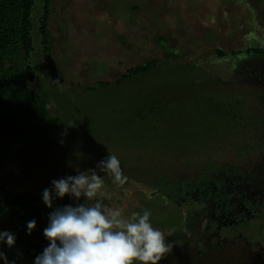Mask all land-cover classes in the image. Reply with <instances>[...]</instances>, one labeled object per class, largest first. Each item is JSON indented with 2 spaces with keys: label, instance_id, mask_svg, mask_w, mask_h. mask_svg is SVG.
<instances>
[{
  "label": "rangeland",
  "instance_id": "1",
  "mask_svg": "<svg viewBox=\"0 0 264 264\" xmlns=\"http://www.w3.org/2000/svg\"><path fill=\"white\" fill-rule=\"evenodd\" d=\"M263 5L51 0L53 63L45 65L38 47L32 56L39 77L34 87L51 111L25 124L39 138L0 139V176L7 188L41 195L53 179L95 169L114 154L125 179L116 184L98 172L102 199L126 218L151 212L152 226L173 246L158 264H189L198 250L217 262L205 204L192 198L177 204L155 193L168 190L169 182L190 184L226 169L264 170ZM252 46L262 52L245 51ZM151 60H157L153 69L117 82ZM100 81L111 84L95 85ZM238 225L235 231L249 241H264V211ZM47 244L43 236V248ZM3 250L17 264H33L18 247Z\"/></svg>",
  "mask_w": 264,
  "mask_h": 264
},
{
  "label": "clouds",
  "instance_id": "2",
  "mask_svg": "<svg viewBox=\"0 0 264 264\" xmlns=\"http://www.w3.org/2000/svg\"><path fill=\"white\" fill-rule=\"evenodd\" d=\"M66 134L67 130L61 133ZM98 172L116 184L125 179L119 158L109 153L95 169L53 179L42 191L43 204L52 209L43 230L48 244L33 264H158L171 252L173 246L166 242L165 234L152 226L149 210L133 212L126 218L121 210L105 205L104 180ZM66 195L73 203L53 206ZM35 226V219L28 221L27 233ZM15 241L13 232L0 231V245L10 250ZM0 264H17V260H10L0 249Z\"/></svg>",
  "mask_w": 264,
  "mask_h": 264
},
{
  "label": "trees",
  "instance_id": "3",
  "mask_svg": "<svg viewBox=\"0 0 264 264\" xmlns=\"http://www.w3.org/2000/svg\"><path fill=\"white\" fill-rule=\"evenodd\" d=\"M50 1L0 0V139L5 136L39 138L40 132L28 130L25 124L37 115L47 117L50 114L52 105L34 87L39 77L32 60L38 47L45 65L53 63V38L48 27ZM245 51L260 53L262 49L247 47ZM156 63L157 60H151L132 67L117 82L149 71ZM110 84L100 81L95 85L106 87ZM141 119L144 117L141 116ZM10 177L16 179L20 175L11 174ZM5 182V177L0 176V231L13 232L16 236L14 247L22 250L25 261L32 262L43 251V230L52 209L43 204L41 195L25 191L13 193ZM71 203L73 201L61 204L58 199L53 206L62 207ZM32 219L36 220V226L28 234L27 222ZM0 249L7 248L0 245ZM12 253L18 256L17 252Z\"/></svg>",
  "mask_w": 264,
  "mask_h": 264
},
{
  "label": "flooded vegetation",
  "instance_id": "4",
  "mask_svg": "<svg viewBox=\"0 0 264 264\" xmlns=\"http://www.w3.org/2000/svg\"><path fill=\"white\" fill-rule=\"evenodd\" d=\"M262 13L264 16V5ZM158 182L162 185L165 183ZM167 186L168 190L158 189L155 194L177 204L192 198L203 202L209 210V222L205 229L215 231L217 244L214 243V247L207 245L211 252L217 253V262L213 261L214 264H264V241L251 242L247 235L235 231L242 228L238 227L239 223L264 211V170L261 173H236L226 169L197 182H169ZM225 252L228 254L225 255ZM189 264L211 263L203 257V250H198Z\"/></svg>",
  "mask_w": 264,
  "mask_h": 264
}]
</instances>
